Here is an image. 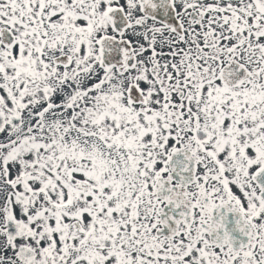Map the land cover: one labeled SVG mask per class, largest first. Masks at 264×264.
I'll return each mask as SVG.
<instances>
[{
  "label": "snow or ice",
  "instance_id": "snow-or-ice-1",
  "mask_svg": "<svg viewBox=\"0 0 264 264\" xmlns=\"http://www.w3.org/2000/svg\"><path fill=\"white\" fill-rule=\"evenodd\" d=\"M0 264H264V0H0Z\"/></svg>",
  "mask_w": 264,
  "mask_h": 264
}]
</instances>
